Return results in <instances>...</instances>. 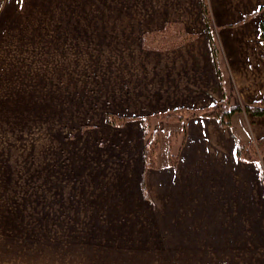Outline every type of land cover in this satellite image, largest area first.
I'll use <instances>...</instances> for the list:
<instances>
[{
	"label": "rangeland",
	"instance_id": "374dc122",
	"mask_svg": "<svg viewBox=\"0 0 264 264\" xmlns=\"http://www.w3.org/2000/svg\"><path fill=\"white\" fill-rule=\"evenodd\" d=\"M200 1L203 20V2L207 4L212 28L204 23L215 50L209 0ZM33 5L14 14L20 30L12 27L0 39V160L9 163L0 175V212L10 209L12 228L16 224L25 231L26 264H68L75 241L166 238L169 232L147 230L149 225L166 228L178 217L147 214L135 200L124 198L121 187H130L124 176L133 172L136 136L131 124L129 133L119 127L133 119L143 123V115L126 107L140 97L152 101L147 89L153 88L154 75L164 79L166 64H191L179 55L171 61L165 52L197 34L176 22L153 25L155 29L91 23L83 13L98 11L99 3L89 4V10L86 0H33ZM174 38L183 41L173 44ZM223 96L230 104L247 105L226 91ZM169 111L183 116L154 115L147 132L143 123V159L145 145L157 140L156 165L149 167H157L158 154L184 143L187 119L203 114L185 107L146 114ZM108 113L115 123L108 121ZM261 137L239 142H254L250 154L264 169L256 144ZM143 188L146 193L145 180Z\"/></svg>",
	"mask_w": 264,
	"mask_h": 264
},
{
	"label": "crops",
	"instance_id": "0c3cea01",
	"mask_svg": "<svg viewBox=\"0 0 264 264\" xmlns=\"http://www.w3.org/2000/svg\"><path fill=\"white\" fill-rule=\"evenodd\" d=\"M97 3L98 11L83 13L91 23L146 24L155 29L153 25L176 22L197 34L165 52L171 61L179 55L191 64H166L163 78L170 83L154 75L153 88L147 89L152 101L140 97L126 107L134 115L179 107L201 110L220 100L225 91L235 102L264 100V0H209L215 50L200 0H86L88 8ZM24 6L33 7V0H0V39L12 27L20 30L14 14ZM181 70L184 75H179ZM232 117L231 127L206 114L187 119L184 143L169 151L178 154L175 166L167 151L156 156L157 167H145L141 120L119 127L129 133L127 127L132 125L135 131L130 133L136 136L133 172L124 176L130 187H121L124 198L135 200L147 214L178 217V222L166 228L149 225L147 230L169 232L164 239L75 241L68 264H264L261 164L237 154L238 141L264 136V115L238 112ZM8 164L0 160V175L8 171ZM6 212H0V264H26V233L16 224L12 228L10 209Z\"/></svg>",
	"mask_w": 264,
	"mask_h": 264
},
{
	"label": "trees",
	"instance_id": "16d2710c",
	"mask_svg": "<svg viewBox=\"0 0 264 264\" xmlns=\"http://www.w3.org/2000/svg\"><path fill=\"white\" fill-rule=\"evenodd\" d=\"M203 13H204V20L208 24V28L209 29L212 28L208 9H207V4L205 1L203 2ZM261 37L264 39V20L261 23ZM177 40H179V39H175V38L171 39V43L177 44V43L183 41V39L180 41H177ZM165 45H168V44H165ZM241 110L251 112L255 115H264V100H261L259 102L253 103V104H247L245 106H241L239 104H230L228 99L223 96L221 100L215 102L214 104H212L209 107L202 109V113L209 115V116L217 117L222 124L229 126L231 123V116L235 112H239ZM154 115L155 116L156 115L161 116L165 119H181L183 116V115H178L177 113H174L172 111H169L167 113L166 112L160 113V114L154 113V114L143 115L141 117H142V120L144 123L145 132H147L149 130V123H150L151 117ZM191 115L192 116L196 115V113L192 112ZM112 118H113L112 115L110 113H108V115H107L108 121L115 123V121ZM184 131H185V128H184ZM156 133H157V131H156ZM156 141L157 140L155 137V139H153L150 144H146L144 147L145 167L156 165L155 160L153 158L155 149L157 147V145H155ZM252 144L245 146L244 144H241L238 141L237 154H238V157L240 159L245 160V161H253V162L258 161L254 157H252L250 154V147H252ZM256 144L260 148L259 153L261 155H264V137L257 139ZM252 148L254 149V147H252ZM254 151H256V150H254ZM177 159H178V154H173V153L170 154V160L173 164L177 163ZM260 166H261L262 177L264 179V169H263L262 165H260Z\"/></svg>",
	"mask_w": 264,
	"mask_h": 264
}]
</instances>
